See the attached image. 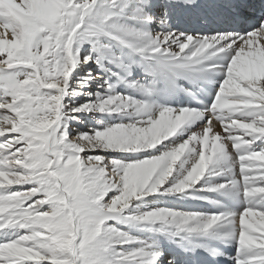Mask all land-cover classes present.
I'll use <instances>...</instances> for the list:
<instances>
[{
	"label": "snow or ice",
	"instance_id": "6c2138e0",
	"mask_svg": "<svg viewBox=\"0 0 264 264\" xmlns=\"http://www.w3.org/2000/svg\"><path fill=\"white\" fill-rule=\"evenodd\" d=\"M264 0H0V264H264Z\"/></svg>",
	"mask_w": 264,
	"mask_h": 264
},
{
	"label": "bare ground",
	"instance_id": "6f19581e",
	"mask_svg": "<svg viewBox=\"0 0 264 264\" xmlns=\"http://www.w3.org/2000/svg\"><path fill=\"white\" fill-rule=\"evenodd\" d=\"M255 164H256V171L259 173L260 171H262V170H264V162H259V161H257V162H255Z\"/></svg>",
	"mask_w": 264,
	"mask_h": 264
}]
</instances>
